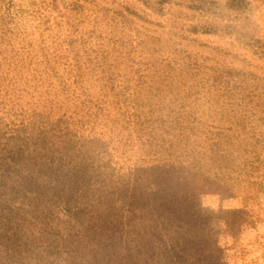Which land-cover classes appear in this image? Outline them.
<instances>
[{"label":"rangeland","instance_id":"rangeland-1","mask_svg":"<svg viewBox=\"0 0 264 264\" xmlns=\"http://www.w3.org/2000/svg\"><path fill=\"white\" fill-rule=\"evenodd\" d=\"M229 1L57 0L60 12L52 15L61 34L79 21L90 29L96 20L108 35L117 11L124 20L115 28V46H135L136 59L145 51L143 61H152L157 73L166 72L160 61L174 59L185 73L186 60L196 58L264 75V0H246L242 9ZM57 99L61 104L65 96ZM19 101L25 121L0 119V264H264V194L253 196L251 213L244 189L233 198L203 194L200 216L182 200L160 212L134 211L129 148L110 162L111 146L124 148L116 138L121 125L90 119L66 127L56 123L58 112L39 105L44 97ZM114 172L130 189L122 199Z\"/></svg>","mask_w":264,"mask_h":264},{"label":"trees","instance_id":"trees-1","mask_svg":"<svg viewBox=\"0 0 264 264\" xmlns=\"http://www.w3.org/2000/svg\"><path fill=\"white\" fill-rule=\"evenodd\" d=\"M229 4L242 9L248 1ZM53 12H60L57 0H0V119L25 121L19 100L38 94L45 104L39 105L59 113V125L90 119L121 125L116 138L124 148L111 146L109 135L110 162L131 153L126 173L136 176L130 180L134 211L160 212L165 203L182 200L200 216L196 203L203 194L233 198L244 189L251 213L253 196L264 194V75L196 58L186 60L185 73L174 68V59L160 61L166 72L157 73L152 61H143L145 51L136 59L135 46H115V28L124 20L117 11L108 35L96 20L90 29L79 21L61 34ZM58 95L65 96L61 104ZM113 175L124 187L122 199L130 189L123 175ZM214 245L222 253L217 240Z\"/></svg>","mask_w":264,"mask_h":264}]
</instances>
